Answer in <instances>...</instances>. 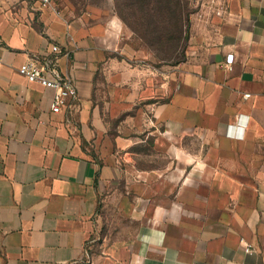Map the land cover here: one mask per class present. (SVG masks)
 Segmentation results:
<instances>
[{
  "label": "crops",
  "instance_id": "1",
  "mask_svg": "<svg viewBox=\"0 0 264 264\" xmlns=\"http://www.w3.org/2000/svg\"><path fill=\"white\" fill-rule=\"evenodd\" d=\"M88 15L0 0V264H264V0H219L163 77ZM30 60L73 79L59 112ZM113 207L135 240L97 254Z\"/></svg>",
  "mask_w": 264,
  "mask_h": 264
},
{
  "label": "rangeland",
  "instance_id": "2",
  "mask_svg": "<svg viewBox=\"0 0 264 264\" xmlns=\"http://www.w3.org/2000/svg\"><path fill=\"white\" fill-rule=\"evenodd\" d=\"M182 10V34L160 40V36L166 30L174 26L169 22L156 26L160 30L157 33H150L146 30V22L142 26L135 25L138 33L145 38H141L134 32L118 15V4L122 0H69L70 14L81 22H87L88 10H94L96 18L105 22L112 15H116L123 22L120 43L123 49L119 52L128 59V63L146 70L150 76L163 77L175 66L183 63L188 57L190 37L193 26L198 22H203L208 16L209 9L214 5H219V0H178ZM124 11L126 9L122 7ZM96 221L97 232L92 235L93 250L97 254H118V249H128L135 240L136 232H133V221L120 207L115 209L101 210Z\"/></svg>",
  "mask_w": 264,
  "mask_h": 264
},
{
  "label": "trees",
  "instance_id": "3",
  "mask_svg": "<svg viewBox=\"0 0 264 264\" xmlns=\"http://www.w3.org/2000/svg\"><path fill=\"white\" fill-rule=\"evenodd\" d=\"M178 5V0H122L121 4H118L117 13L124 23L138 35L140 34L135 25L142 26L146 22V30L150 33L159 32V35L156 36L159 37L161 31L157 30L156 26L169 22L172 24L173 22L174 26L168 28L166 33L160 36V40H163L183 32L182 19L184 13ZM140 37L145 38V34L140 35Z\"/></svg>",
  "mask_w": 264,
  "mask_h": 264
},
{
  "label": "built area",
  "instance_id": "4",
  "mask_svg": "<svg viewBox=\"0 0 264 264\" xmlns=\"http://www.w3.org/2000/svg\"><path fill=\"white\" fill-rule=\"evenodd\" d=\"M41 5L52 6L61 0H37ZM53 51H58L57 45L52 46ZM229 62L233 60V55L228 56ZM20 74L25 76L29 81L36 82L42 86L52 88L54 90L53 102L51 109L54 112H59L62 106L66 103L68 98L75 97L77 95V88L73 79L66 75L63 76L56 70H47L41 67L35 61H27L20 65L18 68ZM249 96V94H245ZM243 241V239H242ZM246 251L252 249V244L246 243Z\"/></svg>",
  "mask_w": 264,
  "mask_h": 264
},
{
  "label": "clouds",
  "instance_id": "5",
  "mask_svg": "<svg viewBox=\"0 0 264 264\" xmlns=\"http://www.w3.org/2000/svg\"><path fill=\"white\" fill-rule=\"evenodd\" d=\"M247 121H248V117L242 116L238 122L241 125V134L238 138L241 140L244 139V130L247 126Z\"/></svg>",
  "mask_w": 264,
  "mask_h": 264
}]
</instances>
